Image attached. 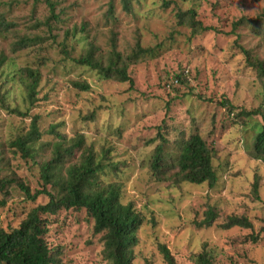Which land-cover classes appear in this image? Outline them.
I'll return each instance as SVG.
<instances>
[{"label":"rangeland","instance_id":"374dc122","mask_svg":"<svg viewBox=\"0 0 264 264\" xmlns=\"http://www.w3.org/2000/svg\"><path fill=\"white\" fill-rule=\"evenodd\" d=\"M51 1L60 19L51 20L50 29L44 23L36 26L51 17L47 0H0V15L12 23L0 26V177L15 173L32 191L40 189V164L52 155L48 143L58 140L46 131L56 124L67 138L83 134L85 147L100 156L106 153L103 163L111 162L112 169L104 167L100 180L121 183L122 201L132 202L146 218L132 264H170L160 244L170 249L174 264H196L195 256L204 250L211 253L213 264H264V161L251 154L264 123V71L258 67L264 65V0H168L167 7L162 0H139L131 12L121 0ZM111 3L115 18L108 15ZM189 9L212 29L193 35L191 26L179 23L178 12ZM82 23L86 32L80 31ZM74 27L76 36H67ZM24 34L46 39L15 52L14 41ZM112 39L126 55L137 41L150 49L128 68L133 84L101 78L72 59L91 41L107 56ZM64 41L70 56L62 51ZM25 66L41 72L32 107L15 74ZM177 74L184 81L177 82ZM76 83H88L90 89ZM224 100L233 109L223 106ZM8 104L28 111V116L10 113ZM256 109L261 113L241 114ZM35 115L42 141L34 158L25 159L10 141L27 132ZM159 126L172 163L178 142L192 132H200L215 147L216 186L175 184L153 176L150 165L161 140ZM255 179L259 198L253 192ZM1 197L6 205L0 206V229L6 230L49 199H28L16 185L7 195L0 191ZM209 208L216 210V221L198 226ZM232 214L246 216L252 227L223 228ZM48 219L45 238L55 249L54 264H111L103 256L102 235L94 233V221L85 210L62 209ZM252 235L259 239L252 241Z\"/></svg>","mask_w":264,"mask_h":264},{"label":"trees","instance_id":"16d2710c","mask_svg":"<svg viewBox=\"0 0 264 264\" xmlns=\"http://www.w3.org/2000/svg\"><path fill=\"white\" fill-rule=\"evenodd\" d=\"M139 0H121L122 7L126 12H131L133 4ZM163 6L169 5L168 0H162ZM2 3V2H1ZM51 9V17L45 22H39L36 26L46 24L51 29V20L59 21V13L56 12L55 3L47 0ZM113 3L110 4L108 15L115 18ZM179 23L188 24L192 27V34L196 35L203 31L212 29L211 26L204 25L196 19V11L189 9L178 12ZM6 24V25H5ZM12 26L4 15H0V26ZM237 22L235 23V26ZM77 27L72 31H67V36L74 37L77 34ZM80 31L86 32V24L82 23ZM46 39V37H45ZM44 37L40 34H24L19 36L13 45V50H21L41 44ZM150 49L144 47L137 41L136 48L129 54H124L117 49L115 40H111V50L107 56L104 51L94 41L88 43L82 54L72 59L80 65L86 66L101 77L106 79H117L122 82L133 84V78L129 74L128 68L132 63L138 61ZM62 51L70 56L67 42L62 43ZM246 54L249 52L245 49ZM4 59L0 61L2 64ZM261 71L264 65L258 63ZM24 88L25 101L29 106H33L37 101L38 87L41 80V72L38 68L25 66L17 73ZM177 82H182L180 74L176 76ZM83 90L90 89L88 83H76ZM223 106L233 107L227 100L221 101ZM7 106L10 113L20 116H28V111L21 110L18 106ZM258 109L253 111H242L241 114L251 116L259 114ZM56 124H51L47 133L55 135L58 140L49 142L52 149L51 157L40 164L42 187L35 191L31 190L30 184H26L18 175L6 174L0 177V191L7 195L14 185L19 186L24 191L26 198L36 200L39 196L45 195L49 199L45 203H40L33 207L26 217L9 230L0 229V264H54L56 262L55 249L49 246L45 235L48 231V216L57 214L62 209L85 210L87 215L94 221L93 230L95 234H101L103 241V256L111 264H132L135 258L134 248L138 244V232L141 229L145 217L137 210L132 202L124 203L122 200V186L119 182H109L107 184L100 180V173L104 167L110 166L103 163L102 156L98 155L91 148L85 147L83 134L67 138L57 130ZM157 137L161 138L156 145L153 158L151 160V171L153 176L160 181L170 180L179 184L190 182L195 184L208 183L211 187L217 185L219 175L214 165L216 154L215 147L208 143L203 135L196 131L185 136L178 142V155L173 158V163L169 161L171 153L168 152V140L161 132L159 126ZM43 132L40 130L39 117L35 115L27 129V132L17 135L10 146L15 148V153H20L25 159L34 158L35 147L42 141ZM81 151V152H80ZM2 151L0 150V153ZM77 152L80 155L76 161H72L68 166L66 162ZM255 159L264 161V123L259 127L253 141L251 151ZM116 168V166H115ZM171 168L177 170L171 172ZM4 170L2 159H0V175ZM171 172V173H170ZM51 187V189L48 188ZM253 192L259 198V181L253 182ZM6 205V199L0 198V206ZM218 214L214 208L206 211L205 217L197 221L198 226H211L216 221ZM223 228L234 226L252 227V222L246 216L229 215L227 220L221 224ZM252 241L259 239L258 235H252ZM160 252L164 258L174 264V256L165 244L159 245ZM196 264H213L212 255L204 250L194 258Z\"/></svg>","mask_w":264,"mask_h":264}]
</instances>
